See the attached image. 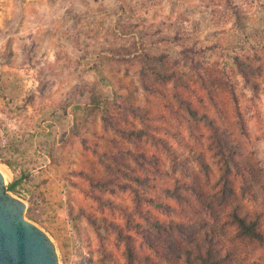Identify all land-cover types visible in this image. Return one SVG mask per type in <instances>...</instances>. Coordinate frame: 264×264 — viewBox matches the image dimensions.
<instances>
[{"label": "rangeland", "instance_id": "374dc122", "mask_svg": "<svg viewBox=\"0 0 264 264\" xmlns=\"http://www.w3.org/2000/svg\"><path fill=\"white\" fill-rule=\"evenodd\" d=\"M236 57L253 64L256 92ZM161 74L171 75L165 90ZM211 78L234 93L244 143L264 169V0H0V171L6 190L20 180L7 191L60 264H152L149 238L179 236L166 189L188 178L173 154L196 134L153 92ZM90 95L108 107L85 121ZM125 100L151 118L122 119ZM242 264H264V248Z\"/></svg>", "mask_w": 264, "mask_h": 264}, {"label": "trees", "instance_id": "16d2710c", "mask_svg": "<svg viewBox=\"0 0 264 264\" xmlns=\"http://www.w3.org/2000/svg\"><path fill=\"white\" fill-rule=\"evenodd\" d=\"M245 60L236 57L243 77L256 92L254 66ZM161 75L160 87L165 90L171 75ZM218 79L200 82L189 79L174 84L165 94L153 92L165 96L168 110L175 115L176 125L188 123L190 134H196V140L194 145L188 140L181 142L186 146L183 156L178 155L180 152L173 154L182 161L186 160L181 164L186 166L188 176L185 180H174L166 189L176 203L169 204L168 209L178 217L170 218V224L179 236L167 233L164 237L149 238L156 254L153 257L145 254L144 257L152 264H242L257 249L264 248V169L244 143L245 129L234 93L216 81ZM168 95L171 98H167ZM90 96L84 104L85 121L108 107H103L99 97ZM119 105L122 106V119H126L128 112L144 114L132 102ZM111 112L115 114L117 110ZM143 117L151 118L148 114ZM159 117L165 120V116ZM132 132L134 130L130 129L129 133ZM159 140L171 151L165 140ZM120 151L115 150L117 161ZM142 153L141 157L144 156ZM209 156L215 162L216 174L207 160ZM191 160L196 166L188 163ZM19 181L10 182L7 190H15ZM160 223L158 218L154 220V224ZM128 249L135 253L132 248Z\"/></svg>", "mask_w": 264, "mask_h": 264}, {"label": "water", "instance_id": "95a60500", "mask_svg": "<svg viewBox=\"0 0 264 264\" xmlns=\"http://www.w3.org/2000/svg\"><path fill=\"white\" fill-rule=\"evenodd\" d=\"M26 207L0 171V264H60L49 236L25 219Z\"/></svg>", "mask_w": 264, "mask_h": 264}, {"label": "crops", "instance_id": "0c3cea01", "mask_svg": "<svg viewBox=\"0 0 264 264\" xmlns=\"http://www.w3.org/2000/svg\"><path fill=\"white\" fill-rule=\"evenodd\" d=\"M3 155L5 156L4 160H6L5 164L7 165V167L11 171L16 173L17 168L19 167V159H18V156L16 155V153H14V151L11 150V151L5 152Z\"/></svg>", "mask_w": 264, "mask_h": 264}, {"label": "built area", "instance_id": "2783aa9c", "mask_svg": "<svg viewBox=\"0 0 264 264\" xmlns=\"http://www.w3.org/2000/svg\"><path fill=\"white\" fill-rule=\"evenodd\" d=\"M7 146V139L3 134H0V150H4L6 149Z\"/></svg>", "mask_w": 264, "mask_h": 264}]
</instances>
